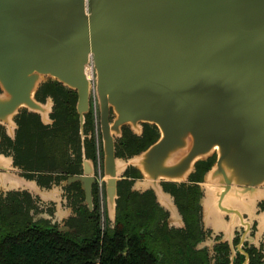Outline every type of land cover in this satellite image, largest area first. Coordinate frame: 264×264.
Listing matches in <instances>:
<instances>
[{"label": "water", "instance_id": "1", "mask_svg": "<svg viewBox=\"0 0 264 264\" xmlns=\"http://www.w3.org/2000/svg\"><path fill=\"white\" fill-rule=\"evenodd\" d=\"M93 78L106 141L123 127L158 132L129 161L140 186L162 194V179L216 156L202 205L222 218L264 182V0H0L4 92L31 104L60 82L83 117Z\"/></svg>", "mask_w": 264, "mask_h": 264}, {"label": "flooded vegetation", "instance_id": "2", "mask_svg": "<svg viewBox=\"0 0 264 264\" xmlns=\"http://www.w3.org/2000/svg\"><path fill=\"white\" fill-rule=\"evenodd\" d=\"M92 89L82 117L79 94L60 82L43 83L32 105L0 88V235L44 227L84 243L115 231L128 241L136 231L161 264H264V182L222 218L207 217L202 205L216 156L162 179V194L140 186L142 173L128 164L158 132L123 127L106 141ZM114 119L111 111L110 125ZM116 179L112 215L108 190Z\"/></svg>", "mask_w": 264, "mask_h": 264}, {"label": "trees", "instance_id": "3", "mask_svg": "<svg viewBox=\"0 0 264 264\" xmlns=\"http://www.w3.org/2000/svg\"><path fill=\"white\" fill-rule=\"evenodd\" d=\"M124 232L82 243L44 227H25L0 235V264H161L139 233H129L127 241Z\"/></svg>", "mask_w": 264, "mask_h": 264}, {"label": "bare ground", "instance_id": "4", "mask_svg": "<svg viewBox=\"0 0 264 264\" xmlns=\"http://www.w3.org/2000/svg\"><path fill=\"white\" fill-rule=\"evenodd\" d=\"M88 76L90 77V78H92V70H88Z\"/></svg>", "mask_w": 264, "mask_h": 264}, {"label": "built area", "instance_id": "5", "mask_svg": "<svg viewBox=\"0 0 264 264\" xmlns=\"http://www.w3.org/2000/svg\"><path fill=\"white\" fill-rule=\"evenodd\" d=\"M94 264H99V261L95 262Z\"/></svg>", "mask_w": 264, "mask_h": 264}, {"label": "rangeland", "instance_id": "6", "mask_svg": "<svg viewBox=\"0 0 264 264\" xmlns=\"http://www.w3.org/2000/svg\"><path fill=\"white\" fill-rule=\"evenodd\" d=\"M94 87H95V82H94V86H92V88H94ZM92 90H93V89H92ZM92 90H91V91H92Z\"/></svg>", "mask_w": 264, "mask_h": 264}]
</instances>
